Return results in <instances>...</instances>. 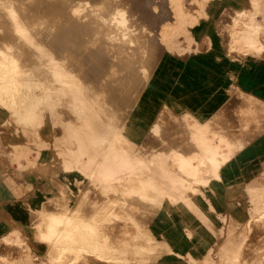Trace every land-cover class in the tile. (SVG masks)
I'll return each mask as SVG.
<instances>
[{"label":"bare ground","instance_id":"6f19581e","mask_svg":"<svg viewBox=\"0 0 264 264\" xmlns=\"http://www.w3.org/2000/svg\"><path fill=\"white\" fill-rule=\"evenodd\" d=\"M210 1L0 0V144L23 136L0 145V168L29 212V235L0 238V264H264V184L245 186L246 218L220 216L217 231L198 205L222 203L216 191L244 180L250 161L264 179V157H249L264 104L239 93L234 127L163 100L141 112L162 56L197 49L190 32ZM249 5L228 13L229 52L264 56V0ZM34 190L51 193L36 209Z\"/></svg>","mask_w":264,"mask_h":264},{"label":"crops","instance_id":"0c3cea01","mask_svg":"<svg viewBox=\"0 0 264 264\" xmlns=\"http://www.w3.org/2000/svg\"><path fill=\"white\" fill-rule=\"evenodd\" d=\"M249 8V0H215L207 3V18L200 20L190 32L197 49L181 57L173 53L164 54L159 62V66H164L163 70L167 72V84L155 82L152 88L160 90L161 95H167L162 97L164 102L176 107L180 112L191 113L201 123L208 122L216 114L222 113L221 124L224 127H234L238 124V115L243 106L238 98L239 93L264 104V56L229 52L231 41L228 30L231 27L228 13L233 10L247 11ZM183 46L185 47V44ZM202 47L209 51L207 57L211 56L210 62L208 60L206 63L213 66L207 73L204 72L205 77H199L203 79L204 86L200 87L199 84L194 87L193 81L183 76L178 78L177 75L181 72L183 63H188L190 56L195 55ZM174 82L185 87L182 88L185 91L175 90ZM166 99L168 101H165ZM251 146L253 149L249 157H264V134L256 137ZM254 165L255 161H250L247 165V177L228 187L234 190L242 184L247 187L264 184L259 169L253 170ZM261 169H264V164ZM9 175L0 170V238L13 227H22L24 233L29 235V212L23 198L25 193L20 191L22 187H18ZM29 242L32 250L36 245H42L33 240Z\"/></svg>","mask_w":264,"mask_h":264},{"label":"rangeland","instance_id":"374dc122","mask_svg":"<svg viewBox=\"0 0 264 264\" xmlns=\"http://www.w3.org/2000/svg\"><path fill=\"white\" fill-rule=\"evenodd\" d=\"M207 52H209L207 49H204L202 47V49H200L195 55L190 56V58L187 60L188 63H183L182 67H181V72L177 75L178 78L182 77L185 79H189L191 82L193 81V86H199L203 87L204 84L202 82L203 79L199 78L201 77H205L206 74L204 72L207 73L208 69L210 67H212L213 65L210 63H206L208 60L210 62V57H207ZM196 56V57H195ZM184 62V61H183ZM165 67L162 66H158V68L155 71V76L153 78V83L151 84V86L153 87L155 85V82L158 83H162V84H167V72L166 70H163ZM187 74V75H186ZM177 83V82H176ZM174 82V87L175 90H183L182 88H185L183 86H179V84H176ZM176 84V85H175ZM206 86V85H205ZM150 87L151 91H145L144 96L141 98L140 102L143 105V109L141 112H144L146 115H153L158 111L157 108L160 104V101L162 100V97H166L167 95H161L160 90L158 89H154ZM210 89V88H209ZM208 89V90H209ZM164 90V89H163ZM162 90V91H163ZM167 91V90H165ZM185 91V90H183ZM157 92V93H156ZM164 92V91H163ZM150 94H152V97L150 98ZM160 94V95H159ZM165 101H168L167 99ZM174 113L178 114L181 113L179 109H177L174 106L170 107ZM55 121H47L44 128L46 127V133L49 135V138L54 140V137H52V132L54 130V127L59 126V125H55L54 126ZM145 125V124H144ZM21 139L18 138H14L13 136H11V134H6L4 137L1 138V144L3 145V143L6 140H10V141H20L23 139V136H20ZM59 139L61 137H58ZM3 139V140H2ZM52 159L50 160V166L53 165L52 167L55 170H59V159L53 154L51 155ZM1 167V164H0ZM48 167V168H49ZM0 170H2V168H0ZM3 173H6V171H4ZM51 177H53V171L52 172H47L44 176L45 180L47 181L48 179H50ZM43 178V179H44ZM56 178L59 180V182L61 181L60 175L56 174ZM76 178H78L75 175H71V176H67L65 177V179L67 181L72 182V189L73 191L77 190L75 185L73 184V180H75ZM80 180V179H78ZM37 186H40V183L37 184ZM59 188V185H55L52 186L53 189V193L52 194H56L57 190ZM220 189L216 191V193L222 194L223 195V199H222V203L220 201H218L213 195L214 194H209L208 200L210 205L212 206L213 210H210L208 207V203L205 199L203 198H199L198 201V205L201 208V210L203 212H205L209 219H210V225L211 227L217 231L220 228H223V224L221 223V219L220 216H224L227 219L230 216H236L238 217L240 220H244L247 216V207H248V203H247V197H246V193H245V185H241L238 188H234V190H232L231 188H229L226 185H222L219 187ZM51 194V193H49ZM46 191H40V190H34L32 198L27 199L28 203H29V207L36 209L38 208L41 203L43 201H45V197L47 195ZM27 207V206H26ZM189 213V212H188ZM190 214V213H189ZM192 215V214H190ZM193 216V215H192ZM198 223V221H196ZM197 227L201 230L203 227L202 224L198 223ZM202 234V233H201ZM203 237L207 238L206 236H208V234L203 232ZM203 237L200 235L199 238L203 239ZM222 240L221 238L217 241V243L215 244V246H217L218 244H221ZM31 246V245H30ZM11 252H14V250H10ZM33 252H35L36 254H40L44 252V246L43 245H36Z\"/></svg>","mask_w":264,"mask_h":264}]
</instances>
